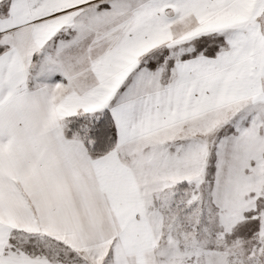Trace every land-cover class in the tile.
Here are the masks:
<instances>
[{
    "label": "snow or ice",
    "instance_id": "obj_1",
    "mask_svg": "<svg viewBox=\"0 0 264 264\" xmlns=\"http://www.w3.org/2000/svg\"><path fill=\"white\" fill-rule=\"evenodd\" d=\"M0 264H264V0H0Z\"/></svg>",
    "mask_w": 264,
    "mask_h": 264
}]
</instances>
